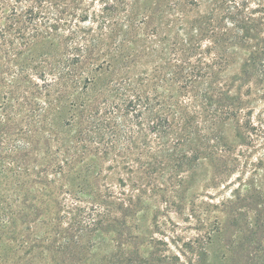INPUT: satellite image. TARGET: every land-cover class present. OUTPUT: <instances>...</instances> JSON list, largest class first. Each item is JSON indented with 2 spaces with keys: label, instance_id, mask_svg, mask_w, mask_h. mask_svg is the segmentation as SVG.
<instances>
[{
  "label": "trees",
  "instance_id": "trees-1",
  "mask_svg": "<svg viewBox=\"0 0 264 264\" xmlns=\"http://www.w3.org/2000/svg\"><path fill=\"white\" fill-rule=\"evenodd\" d=\"M169 1L179 9L187 0H99L104 4L100 14L81 8L92 4L84 0H0V224L33 209L32 200L45 206L56 188L75 201L84 197L90 202L95 231L117 219L125 226L144 202L141 186L153 185V170L172 156L174 167L190 168L203 155L212 167V184L240 164V151L229 155L235 140L238 144L248 131L250 111L244 112L245 101L230 91L234 84L220 80L236 41L223 37L213 14L194 19L170 42L150 27V14L141 26L135 22L137 11L126 9V23L118 22L115 7H145L147 2V7H162ZM206 36L210 43L206 52L200 51ZM39 45H45L44 52L34 54ZM164 51L176 59L158 55ZM211 51L212 61H204ZM141 54L164 64H155L151 73L133 72V57ZM249 54V64H240L243 79L249 77L248 67L261 61L255 49ZM119 55L123 66L115 74L120 76L99 81L95 94L85 97L98 72L104 66L109 70ZM105 160L115 163L106 167L107 174ZM72 176L76 189L69 186ZM185 181L178 179L179 184ZM243 182L210 207L236 214L254 192L263 198L253 178ZM173 192L169 204H174ZM55 203L60 211V202ZM204 251L197 264L205 262Z\"/></svg>",
  "mask_w": 264,
  "mask_h": 264
},
{
  "label": "rangeland",
  "instance_id": "rangeland-1",
  "mask_svg": "<svg viewBox=\"0 0 264 264\" xmlns=\"http://www.w3.org/2000/svg\"><path fill=\"white\" fill-rule=\"evenodd\" d=\"M98 1L84 0L92 4L81 8L100 14L104 4ZM149 2L145 7H115L118 22L126 23L123 18L126 9L137 11L135 22L141 26L143 16L150 14V27L159 29L158 35L163 41L170 42L173 36H181L183 27L194 19L212 13L214 24L222 26L220 29L226 33L223 37L236 41L228 50L231 63L219 75L221 81L227 79L234 84L230 91L245 101L243 111H250L248 131L241 133L243 138L238 144L235 140L236 146L229 155L234 157L240 151V164L234 166L221 183L212 184V167L203 155L199 156L198 165L190 168L174 167V155L155 167L153 185L141 186L146 189L145 193L137 191L144 199L139 212L130 216L125 226L122 219L108 221L110 225L100 232L91 228L93 220L88 211L91 204L86 198L75 201L55 188L54 194L46 198L47 210L41 211L45 206H37L39 200L35 199L33 209L15 213L11 222L0 224V264H197L198 253L204 249L203 264H264V0H187L179 9L173 7L171 1L162 7H147ZM157 8L159 10L152 14ZM231 21L239 25V29ZM95 25L93 23V27ZM209 43V37H203L200 51H205ZM152 46L160 49L159 43ZM251 49L257 51L255 59L261 61L249 66V77L243 79L240 64L245 60L249 64ZM44 50L45 45H39L32 52L40 54ZM158 55L176 59L168 51ZM211 57L212 51L207 52L204 61H212ZM133 58L136 61L130 67L136 73H151L155 64H164L153 56L141 54ZM122 63V55H119L111 60L109 70L104 66L97 74V84L87 88L85 97L95 94L99 81L118 78L120 75L115 73ZM168 75L166 72V77ZM50 151H54L53 143ZM31 154L37 156L34 149ZM91 163L96 165L94 161ZM113 164L110 160L102 163L104 174H107L106 167ZM36 167L43 168L38 164ZM181 177L186 180L183 184L178 182ZM252 178L263 198L256 197V192L252 197L250 194L251 198L244 206L240 205L236 214H225L210 207L229 197L240 180L245 182ZM77 182L71 179L69 186L76 189ZM175 190L174 204H169L168 196ZM163 195L166 202L161 200ZM56 200L61 204L59 212ZM79 209L84 211L78 212Z\"/></svg>",
  "mask_w": 264,
  "mask_h": 264
}]
</instances>
